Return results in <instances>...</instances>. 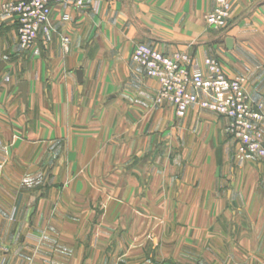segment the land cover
Segmentation results:
<instances>
[{"label": "crops", "instance_id": "0c3cea01", "mask_svg": "<svg viewBox=\"0 0 264 264\" xmlns=\"http://www.w3.org/2000/svg\"><path fill=\"white\" fill-rule=\"evenodd\" d=\"M230 1L219 33L216 0H84L68 19L55 8L53 40L28 51L0 19V264H115L118 237L130 254L170 249L171 264L194 249L264 264V158L240 154L232 120L158 104L160 83L132 61L142 43L209 78L216 62L264 110V0ZM253 138L264 144V125Z\"/></svg>", "mask_w": 264, "mask_h": 264}, {"label": "built area", "instance_id": "2783aa9c", "mask_svg": "<svg viewBox=\"0 0 264 264\" xmlns=\"http://www.w3.org/2000/svg\"><path fill=\"white\" fill-rule=\"evenodd\" d=\"M216 2L217 7L207 15L206 22L219 30L226 27L232 7L229 0ZM83 4L84 0H18L3 5L2 12L15 19L21 48L26 51L36 44L41 34L45 42L53 40L50 22L55 8H61L64 18L68 19V9ZM69 43L68 37L63 39L65 48ZM132 61L143 67L149 78L160 83L158 104L172 105L179 118L186 117L190 107L196 104L226 117L232 120L230 134L237 141L240 154L264 157L263 145L253 138V133L264 124V112L251 107L243 90V79L226 77L213 61L207 65L214 76L206 77L188 56L167 57L142 43L135 46ZM200 93L206 98L201 100Z\"/></svg>", "mask_w": 264, "mask_h": 264}, {"label": "rangeland", "instance_id": "374dc122", "mask_svg": "<svg viewBox=\"0 0 264 264\" xmlns=\"http://www.w3.org/2000/svg\"><path fill=\"white\" fill-rule=\"evenodd\" d=\"M229 2L231 4L230 0H229ZM6 16L9 17V15H6V14L3 13L2 15H0V19L6 18ZM231 21L232 20H231V17H230V19L227 22V25H226L225 28H222V29H219V30H217L215 28H211V27L210 28L213 29L216 32L222 33L230 26ZM26 51H28V50H26ZM196 67H198V65H196ZM200 71L202 72V69H200ZM160 90H161V86H160ZM159 95H160V91H159ZM159 95H158V97H159ZM158 97H157L156 101L158 100ZM262 111L264 112V110H262ZM263 125L264 124L259 126V128H258V130L256 132H258L260 130V128H262ZM230 127L228 129V132H229L228 135L230 137H232V135L230 134ZM118 138H116V141L119 143V139ZM120 139H121V142L124 140L122 137ZM256 141H258V140H256ZM258 142L261 143L260 141H258ZM261 144L264 147V144L263 143H261ZM253 156H255V155H253ZM135 161L138 162L139 160L137 158L133 157L132 163L135 164ZM150 162H151L150 157H147V158L143 159V164L150 165L151 164ZM126 164H128V163H126ZM117 170H118V167H117ZM114 174L116 175V172ZM118 175L122 178L123 177V172H121V174L119 172ZM169 225H170V223H169ZM148 240H149V242L151 241V243L153 242L152 238H150ZM197 240L198 239H195L196 242H197ZM122 242H123V239L120 238V237L115 239V244L117 243V245L113 246V249H111L112 251H110V254H109V261L115 262V264H123V263H126V264L127 263H129V264H171V252H170V249H169V251H165V252H163V251L156 252L155 249H153V250H151L149 252H145V251L140 252L139 243H137V244L132 246V253L130 254L128 252V248H124L121 245ZM184 247L185 246H183V250L186 248V247L185 248ZM194 250H195L196 254L190 253L189 260H187V256L186 255H182V250H181L179 264H207V262H205V259H203L204 255L197 253V252H199L198 249H194ZM183 253L187 254V250L185 249V251H183Z\"/></svg>", "mask_w": 264, "mask_h": 264}, {"label": "water", "instance_id": "95a60500", "mask_svg": "<svg viewBox=\"0 0 264 264\" xmlns=\"http://www.w3.org/2000/svg\"><path fill=\"white\" fill-rule=\"evenodd\" d=\"M228 44L231 47L232 46V41H228ZM78 76H79L80 83H82L83 82V74H82V72H79ZM27 88H28V84L27 83H22L20 85V89H21V91L23 92V94L25 96L27 95Z\"/></svg>", "mask_w": 264, "mask_h": 264}]
</instances>
